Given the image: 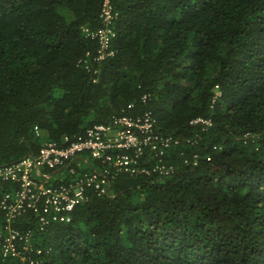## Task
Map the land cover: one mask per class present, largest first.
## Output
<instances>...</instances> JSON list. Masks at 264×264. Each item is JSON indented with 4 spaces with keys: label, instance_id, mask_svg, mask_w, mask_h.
<instances>
[{
    "label": "trees",
    "instance_id": "16d2710c",
    "mask_svg": "<svg viewBox=\"0 0 264 264\" xmlns=\"http://www.w3.org/2000/svg\"><path fill=\"white\" fill-rule=\"evenodd\" d=\"M104 1L0 0V166L113 115L148 112L172 142L68 220L0 208L20 235L0 264H264V0H109L107 23ZM102 166L84 153L50 183Z\"/></svg>",
    "mask_w": 264,
    "mask_h": 264
},
{
    "label": "built area",
    "instance_id": "2783aa9c",
    "mask_svg": "<svg viewBox=\"0 0 264 264\" xmlns=\"http://www.w3.org/2000/svg\"><path fill=\"white\" fill-rule=\"evenodd\" d=\"M107 23L111 17L109 0L104 1L101 14ZM108 28H102L97 36L102 45L100 57L106 47ZM208 123L200 118L192 123ZM172 142L171 137H164L155 132L153 119L148 112L136 118L128 115H113L109 122L94 124L85 132L70 140L67 145L59 146L55 142L45 143L37 155H26L20 160L0 166V180L17 184L13 192L5 193L0 199V208L4 211L6 222L26 210L42 209L40 220L47 223L51 220H68L70 212L85 198L86 187L94 188L98 193H109L114 169L117 172L135 174L147 172L141 167L137 158L145 147L150 151L161 150ZM133 149L131 156L126 150ZM123 150V151H122ZM92 160H98L102 168H94L77 177L74 182L53 186L50 183L52 171L60 166L78 160L83 154ZM164 171L162 166L158 169ZM74 173V170H70ZM0 224V234L5 230L3 254L18 255L15 240L19 232L9 224ZM27 240V239H26Z\"/></svg>",
    "mask_w": 264,
    "mask_h": 264
}]
</instances>
